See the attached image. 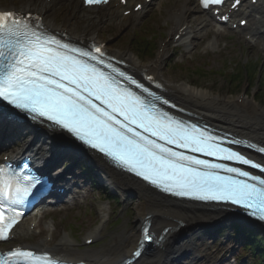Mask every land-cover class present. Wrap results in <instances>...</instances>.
I'll use <instances>...</instances> for the list:
<instances>
[{"label": "snow or ice", "instance_id": "snow-or-ice-1", "mask_svg": "<svg viewBox=\"0 0 264 264\" xmlns=\"http://www.w3.org/2000/svg\"><path fill=\"white\" fill-rule=\"evenodd\" d=\"M85 3L99 6L108 0ZM223 3L201 0L205 9ZM239 3L235 0L233 7ZM147 79L152 81L150 76ZM128 85H135L146 96ZM0 100L18 110L14 115L24 113L33 121L46 120L50 126L66 130L165 192L238 205L264 220V177L186 152L234 161L261 173L264 166L221 146V138L207 129L163 111L156 103L161 97L108 63L100 47L94 52L72 47L47 34L39 23L33 25L12 11L0 12ZM230 143L264 153V147L244 141ZM40 184L27 169L0 166V241L10 239L22 215L14 206L27 200ZM144 232V240H151L147 228ZM0 264L57 261L15 249L0 256Z\"/></svg>", "mask_w": 264, "mask_h": 264}, {"label": "bare ground", "instance_id": "bare-ground-1", "mask_svg": "<svg viewBox=\"0 0 264 264\" xmlns=\"http://www.w3.org/2000/svg\"><path fill=\"white\" fill-rule=\"evenodd\" d=\"M59 1L51 0V3L47 4L44 0H22L24 5L36 7L42 16L43 23L47 27L52 28L56 27L52 15L53 5ZM66 2L70 3V11L66 14L61 26L67 30V35L70 38L82 40L97 39V28L102 22L134 25L140 20L141 12L143 11L142 9L138 13L122 16L119 7L113 6L110 2L106 5L91 8L83 7L78 0H66ZM162 2V0H152L150 4H145L144 7L152 5L155 8H159ZM184 2L186 4L178 3L168 11L170 25L175 28L187 24L188 28L187 18L188 16H193V20L197 23V34L204 36L210 24L209 13L198 9L196 6L197 0H186ZM249 9L261 15L260 18L264 17V5L247 6L245 12ZM79 16H82V20L80 29L76 31L73 18H78ZM257 29L258 21H253L249 29L253 33V37L259 35ZM168 34H170L169 30ZM177 42L189 46L192 38L185 34ZM172 43L175 42L170 37L166 43L160 45V49L150 65L142 63L128 49L112 50L107 44H105V47L111 51V54L124 60L133 72L147 68L153 74L161 76V65L166 55V47ZM163 88L165 95L171 97L182 107L191 110L201 120L225 127L240 136L264 144V111L261 108L257 111L254 108V102L247 96L238 97L237 102H233L223 96H213L208 90L199 89L186 82L166 81L163 82ZM2 118L0 116V119ZM29 136L30 140L25 143V148L36 156L37 164L45 169H49L51 164L59 160L65 150L82 151L80 146L58 131H50V135L41 136H36L31 131ZM89 159L98 166L105 181L113 189L121 193V195L129 193L135 198L134 211L136 218L139 220L137 230L135 232L127 231L113 238L112 243L106 248L101 247L82 251L72 246L73 240L71 241L68 233L62 232L59 237H55V243L47 244L45 241H40L37 243V249L47 250L58 258L73 261L82 260L85 262L84 264H123L125 259L137 247L140 239L139 226L142 225L145 217L149 216L153 232L160 233L164 227H169V230L159 245L142 253L131 264H179L183 258L179 256V252L183 249V241L187 238L189 232L196 229L210 228L230 219L232 216V213L226 209L162 197L133 178L117 172L103 159L97 156ZM102 230V226H98L88 232V234L91 237H97ZM21 231L25 236L30 235V231H26L25 226L22 227ZM55 233H57L56 227L52 231V234L55 235ZM189 252H186V256L189 255ZM222 262L223 260L219 259L217 264Z\"/></svg>", "mask_w": 264, "mask_h": 264}, {"label": "rangeland", "instance_id": "rangeland-1", "mask_svg": "<svg viewBox=\"0 0 264 264\" xmlns=\"http://www.w3.org/2000/svg\"><path fill=\"white\" fill-rule=\"evenodd\" d=\"M162 1L159 8L150 6L145 9L140 20L134 25L102 22L97 28V40L109 45L112 50L128 49L137 55L131 41L133 32L135 30L139 33L148 32L151 33L157 45V51L154 52L156 56L160 43L166 41L165 37L170 25V22L167 21L168 11L181 2V0ZM69 5L70 3L65 0H60L53 5L52 15L55 26L63 24L66 14L70 11ZM19 6H24L22 0H0V9ZM34 8L39 12L36 7ZM73 20L77 31L80 29L82 16L75 17ZM187 21L192 42L189 46L184 44L167 45L166 55L161 65V79L164 82H186L199 89L208 90L213 96H223L233 102H237L238 97L247 96L254 102V108L257 111L260 108L264 111V81L262 88L258 87L259 82L264 79V49L260 47L258 41L254 44L247 42L242 34L227 29H224L219 36H214V33L221 30V28L214 26H209L208 31L202 37L196 33L197 23L193 17L188 16ZM140 57V61L144 64L154 59V55L151 56L152 58L143 55ZM239 61H243L250 68L255 65L258 82L256 80L255 84H247L244 80L241 88L227 79L226 74L231 72L234 63ZM195 66L203 69L201 71L203 76L196 77L190 73ZM209 70L215 71L216 74L208 72ZM0 132L1 134L4 133L7 138L4 146L1 147L2 152L10 147L15 148L24 145L29 140L27 134L29 131L13 128L12 125L1 124ZM84 162L86 160H81L80 164ZM66 163L75 165L73 171L75 173L80 168V164L76 160L65 159L63 161L62 159L58 169H63ZM96 172L99 173L100 171L97 169ZM82 176L80 178L88 182L85 175ZM101 180L99 189L88 182L89 187L85 195L74 194L60 208L49 211L39 225L42 231L38 232L40 230L38 229L21 240L31 243L41 241L45 233H50L48 229L52 228L50 225L52 218L57 229H60L55 237H59L62 232H67L70 238L76 240L75 248L79 251L106 248L112 243L113 238L130 230L135 232L139 221L134 211L135 198L129 193L121 195L105 179L103 180L102 176ZM87 182L84 185H87ZM102 187L112 189L114 198H110V196L107 198ZM100 216L103 217L102 221H100ZM235 223H237L235 220L229 219L210 228L189 232L183 241V249L179 252V256L183 257L179 264H217L218 259L223 260L221 264H254L257 258L247 249L243 250L236 238L229 236L232 231L231 226ZM100 225L103 226V230L97 237L95 244L84 247L82 245L83 237ZM259 233L264 235V229L259 230ZM187 251H190L188 256H186Z\"/></svg>", "mask_w": 264, "mask_h": 264}, {"label": "trees", "instance_id": "trees-1", "mask_svg": "<svg viewBox=\"0 0 264 264\" xmlns=\"http://www.w3.org/2000/svg\"><path fill=\"white\" fill-rule=\"evenodd\" d=\"M131 41L135 47L136 52L139 55L150 56L155 50V44L153 43V40H150L145 36L133 34V39ZM237 65V68H233L232 72L226 74L227 79L230 82H234L235 86L237 87H240L241 83L244 80L248 81L250 84H255L256 68L252 67V69H248L245 65H242L240 63H238ZM202 70L203 69L196 67L190 73H192L196 77H199L203 76L201 73ZM262 86V82H260L258 87L262 88ZM90 179L93 183H95V179L92 176H90ZM235 228L236 232H239L240 229L237 226ZM241 232L243 235L241 239V243L243 244V246L250 248L253 254L258 257V260L255 264H264V260H262V258H264V236H258L255 233L253 234V232L250 233L244 230H242Z\"/></svg>", "mask_w": 264, "mask_h": 264}]
</instances>
